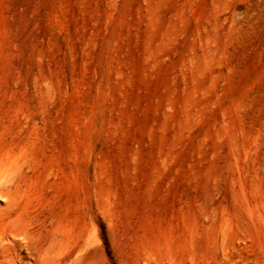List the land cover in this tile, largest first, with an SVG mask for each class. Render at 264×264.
Masks as SVG:
<instances>
[{
  "label": "rangeland",
  "instance_id": "1",
  "mask_svg": "<svg viewBox=\"0 0 264 264\" xmlns=\"http://www.w3.org/2000/svg\"><path fill=\"white\" fill-rule=\"evenodd\" d=\"M264 264V0H0V264Z\"/></svg>",
  "mask_w": 264,
  "mask_h": 264
},
{
  "label": "trees",
  "instance_id": "2",
  "mask_svg": "<svg viewBox=\"0 0 264 264\" xmlns=\"http://www.w3.org/2000/svg\"><path fill=\"white\" fill-rule=\"evenodd\" d=\"M100 228H101V235H102L105 247H106V251H107L108 257H109V259L111 260V262L113 264H116V262L114 260L113 252L111 250V246H110V243H109L106 227H105V225L102 222H100Z\"/></svg>",
  "mask_w": 264,
  "mask_h": 264
}]
</instances>
